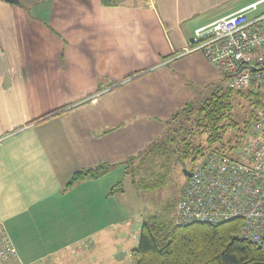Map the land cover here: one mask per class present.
Returning <instances> with one entry per match:
<instances>
[{"label":"crops","instance_id":"0c3cea01","mask_svg":"<svg viewBox=\"0 0 264 264\" xmlns=\"http://www.w3.org/2000/svg\"><path fill=\"white\" fill-rule=\"evenodd\" d=\"M254 1L0 0V232L16 264H132L143 222L111 192L122 162L220 80L182 53L195 28Z\"/></svg>","mask_w":264,"mask_h":264},{"label":"trees","instance_id":"16d2710c","mask_svg":"<svg viewBox=\"0 0 264 264\" xmlns=\"http://www.w3.org/2000/svg\"><path fill=\"white\" fill-rule=\"evenodd\" d=\"M263 108L264 87L256 85L233 89L227 84L200 104L194 100L186 103L166 120L161 138L122 162L126 177L142 188H154L166 179L174 161L194 166L209 151H233L245 140ZM115 165L84 168L68 185L102 177ZM122 184V180L117 182L111 192H123ZM239 227V220L144 221L138 244L131 250L132 264H264V244L238 236Z\"/></svg>","mask_w":264,"mask_h":264},{"label":"built area","instance_id":"2783aa9c","mask_svg":"<svg viewBox=\"0 0 264 264\" xmlns=\"http://www.w3.org/2000/svg\"><path fill=\"white\" fill-rule=\"evenodd\" d=\"M263 3L256 0L195 28L182 53L201 50L233 89L264 87ZM195 165L177 203V222L239 220L238 236L264 244V108L233 151H209ZM16 254L0 232V264H15Z\"/></svg>","mask_w":264,"mask_h":264},{"label":"rangeland","instance_id":"374dc122","mask_svg":"<svg viewBox=\"0 0 264 264\" xmlns=\"http://www.w3.org/2000/svg\"><path fill=\"white\" fill-rule=\"evenodd\" d=\"M123 1H127V3H134V0H123ZM237 7L238 6H236V8ZM262 10H264V3L259 6V11ZM220 11L221 14H226L231 10L223 9ZM193 52H200L201 54H203L206 60L209 63H211L207 58V56L201 50H197ZM220 74H221V78L219 81L217 80V82L215 83L203 82L197 87L196 89L197 96L194 99V102H196V104L202 103L217 88L227 85V81L224 78L223 72ZM99 94H101V92H99ZM181 107L182 106L178 107V109H180ZM177 110H175L173 113H175ZM237 113L241 115L242 111L241 110L237 111ZM164 123H166V121ZM165 130L159 133L158 137L154 138V141H156L158 138H161ZM231 132L233 133V130H231ZM195 166L196 165L192 166L189 162L186 161L184 162L174 161L173 168L171 172L167 175L166 179H164L161 183L157 184V186H155L154 188H147V189L142 188V186L135 185L134 183H132L131 177L129 176L124 177L122 179L123 181L122 187H124L126 195L122 197V200L123 198H126L128 204L131 205L134 204V206H136L139 209L137 215L142 222L156 221L161 223H169L172 222L173 220L177 222L176 219L177 203L181 197L183 188L189 177L185 175V169L192 168L193 170ZM138 240H139V231L137 232V240L128 239L129 242L128 245L129 246L131 245L130 247L134 248L137 245ZM14 263L16 264V262Z\"/></svg>","mask_w":264,"mask_h":264},{"label":"water","instance_id":"95a60500","mask_svg":"<svg viewBox=\"0 0 264 264\" xmlns=\"http://www.w3.org/2000/svg\"><path fill=\"white\" fill-rule=\"evenodd\" d=\"M10 1H13V0H10ZM16 1H19V0H16ZM185 173H187L188 176L192 174V172H189L187 169H185Z\"/></svg>","mask_w":264,"mask_h":264},{"label":"flooded vegetation","instance_id":"af4514ba","mask_svg":"<svg viewBox=\"0 0 264 264\" xmlns=\"http://www.w3.org/2000/svg\"><path fill=\"white\" fill-rule=\"evenodd\" d=\"M189 172H192V168L187 169ZM185 175L188 177L187 173Z\"/></svg>","mask_w":264,"mask_h":264}]
</instances>
